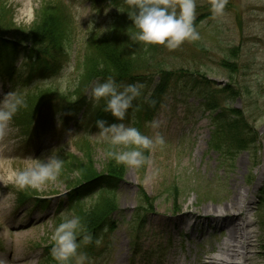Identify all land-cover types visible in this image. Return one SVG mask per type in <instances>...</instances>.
Segmentation results:
<instances>
[{
  "label": "rangeland",
  "instance_id": "1",
  "mask_svg": "<svg viewBox=\"0 0 264 264\" xmlns=\"http://www.w3.org/2000/svg\"><path fill=\"white\" fill-rule=\"evenodd\" d=\"M1 2L13 13L14 23L27 27L42 0ZM173 2L178 4L179 0ZM64 3L77 21L79 34L92 22H106L111 17L110 8H99L92 0ZM196 3V19L201 18L196 24L200 39L185 40L171 49L172 66L207 71L217 85H224L228 80L223 77L218 62L223 58L235 59L240 66L237 72L241 78L240 92L247 89V96L246 99L237 96L229 103L243 112L246 124L260 144L256 153L241 151L233 158L221 157L207 144L211 122L208 112L203 113L199 108L200 99L195 93L178 89L180 86L170 87L152 118L161 122L160 128L148 127L145 132L150 136L157 131L162 133L166 143L145 150L149 159L140 168L123 166L116 189L119 209L113 215L118 225L112 230L103 229L100 237L91 233L93 239L101 238V243L93 240L94 246L83 245L86 251L81 253L88 257L85 264H208L205 261L217 254L231 221L226 216L204 213L203 208L219 210L220 205L234 197L238 187L254 189L247 214L253 222L249 228L256 233L251 264H264V173L260 172L264 165V0H227L223 14L216 16L212 14L211 0H196ZM74 75L73 69L66 67L50 82L39 83L62 89L73 82ZM9 92H12L9 84L0 80V99ZM59 123L53 118L52 127L28 147L23 144L22 131L11 123L0 133V264H38L43 248L52 243L55 217L61 213L73 215L70 211L73 204H66L64 194L68 187L62 178L35 190L36 194L51 198L44 202V207L32 203L34 189L20 188L15 183L17 170L36 163L29 157L46 159L62 149L79 155L73 145L74 138L86 135L93 144L94 169L101 170L108 163L101 148L105 141L99 131L91 132L82 124L68 121V132L61 133ZM249 145L253 147V143ZM76 175L71 178H77ZM18 191L25 192L21 201ZM143 191L151 199L145 204H151V209L143 216L144 227H138L132 219L136 216V206L143 203ZM96 192L105 194L101 189ZM98 195L93 193L79 201L84 211ZM137 243L139 246L133 253L131 247Z\"/></svg>",
  "mask_w": 264,
  "mask_h": 264
},
{
  "label": "trees",
  "instance_id": "2",
  "mask_svg": "<svg viewBox=\"0 0 264 264\" xmlns=\"http://www.w3.org/2000/svg\"><path fill=\"white\" fill-rule=\"evenodd\" d=\"M64 1L42 0L32 23L20 27L13 22V13H9V8L2 5L0 0V80L3 84L8 83L11 91L18 93L25 101L26 106L20 107L9 122L25 135L24 145H29L35 137L43 136L52 127L50 122L53 115H57L61 122V133L66 131L68 121L82 124L91 132L99 131L95 125L99 118L109 124L118 123L110 112L103 110L105 99L96 103L91 96V88L96 82L112 76L123 84H145L147 91L144 89V95L133 102L134 108L128 110L124 120V123L138 127L142 133L148 130L146 121L154 117L167 90L180 86V90L195 93L200 99L201 111L208 112L211 134L207 144L211 150L221 157L231 155L232 158L241 151L256 153L260 141H257L256 135H252L254 132L246 124L243 112L229 103L237 96L241 95L244 99L247 96V89L240 92L241 78L237 74L240 66L235 59H220L218 65L228 81L224 85H217L207 71L172 66L169 59L171 49L164 45H146L133 39L137 31L131 19L135 0H92L99 8H110L111 17L106 22H92L81 34L77 31L78 24L71 9L66 7ZM200 19H196L194 24ZM66 67L73 69L75 74L73 82L67 87L54 89L39 83L40 80L50 82ZM26 88L29 89L24 92ZM149 92L151 99L156 101L155 106L145 101L144 96ZM74 141L79 155L62 149L56 156L63 161L59 177L68 187L67 204H73L70 211L81 217L85 227V232L78 238L82 241L84 234L97 233V237H100L103 229L117 227L113 215L119 209L116 189L124 165L117 164L107 155L108 163L97 171L93 166V144L89 138L81 135L76 136ZM249 143H253V147ZM101 148L107 154L109 145L107 142L101 143ZM74 173L77 178L72 179ZM99 189L105 194L98 195L96 191ZM93 193L98 196L84 211L79 201ZM17 194L19 200H23L25 192L18 191ZM141 195L143 203L136 206V216L132 219L133 223H138V227H144L143 216L146 210L151 209V204L145 205L151 199L145 197L144 191ZM34 203L35 206L43 202L35 200ZM60 222L61 215H58L53 222L55 228ZM134 242L136 240L131 244ZM52 244L43 248L38 264H58L51 255ZM84 244L81 242L78 252L86 251ZM91 245L94 246L93 242L89 243Z\"/></svg>",
  "mask_w": 264,
  "mask_h": 264
},
{
  "label": "clouds",
  "instance_id": "3",
  "mask_svg": "<svg viewBox=\"0 0 264 264\" xmlns=\"http://www.w3.org/2000/svg\"><path fill=\"white\" fill-rule=\"evenodd\" d=\"M226 3L227 0H211L212 14L222 15ZM196 7V0H179L178 4L173 0H135L131 19L137 31L133 34V39L146 45H164L168 49H176L185 40H199L200 33L194 24ZM144 89L145 84L142 82L123 84L112 76L96 82L91 88L94 101L99 103L101 99H105L103 110L110 112L119 121L111 124L103 118L95 121L99 136L109 145L107 155L117 164L126 167L140 168L149 159L145 150L151 151L155 146L166 143L164 135L158 131L150 136L142 133L138 127L124 123L128 110L134 108L133 102L144 95ZM144 98L151 106H155L156 101L151 99L150 92ZM225 103L227 105L228 102ZM22 106H26L25 101L16 92L6 93L0 99V133ZM145 126L156 130L160 128L161 122L152 119L146 121ZM28 159L35 160L36 163L14 173L15 183L20 188L40 190L57 181L63 168V161L59 157L50 155L46 159ZM84 232L85 227L79 215L61 213V222L50 236L53 242L51 255L58 264H71L73 258L75 264H85L88 257L85 253L78 252V249L81 242L92 243L93 236L90 233L84 234L81 241L78 238ZM95 243L100 244L101 238H96Z\"/></svg>",
  "mask_w": 264,
  "mask_h": 264
},
{
  "label": "bare ground",
  "instance_id": "4",
  "mask_svg": "<svg viewBox=\"0 0 264 264\" xmlns=\"http://www.w3.org/2000/svg\"><path fill=\"white\" fill-rule=\"evenodd\" d=\"M264 173V165L260 169ZM260 173V174H261ZM252 187H238L234 197L229 202L216 208L204 207V213H215V215L226 216L231 221L228 227V235L217 248V254L207 258L208 264H251L253 240L256 233L250 230L252 221L247 216L253 196Z\"/></svg>",
  "mask_w": 264,
  "mask_h": 264
}]
</instances>
